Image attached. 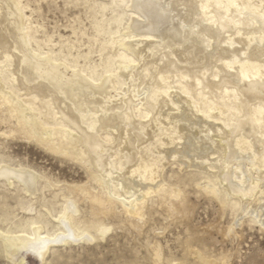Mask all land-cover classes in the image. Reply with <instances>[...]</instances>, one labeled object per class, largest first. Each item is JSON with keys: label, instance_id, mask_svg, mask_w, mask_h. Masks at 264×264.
I'll return each instance as SVG.
<instances>
[{"label": "bare ground", "instance_id": "bare-ground-1", "mask_svg": "<svg viewBox=\"0 0 264 264\" xmlns=\"http://www.w3.org/2000/svg\"><path fill=\"white\" fill-rule=\"evenodd\" d=\"M43 1L0 0V256L60 264L120 231L118 264H230L190 196L232 217L223 238L264 230V0H62L67 35Z\"/></svg>", "mask_w": 264, "mask_h": 264}, {"label": "rangeland", "instance_id": "rangeland-1", "mask_svg": "<svg viewBox=\"0 0 264 264\" xmlns=\"http://www.w3.org/2000/svg\"><path fill=\"white\" fill-rule=\"evenodd\" d=\"M34 1L32 0V2ZM42 7L44 13L43 24L45 28H47L48 31H52L55 24H57L58 27H61L59 28L61 34L66 35L69 34V30H66L63 26L71 23L73 18L79 15V11L82 10V8H74L73 6L65 8L62 0L43 1ZM82 17L84 18L83 15ZM85 24H87V22H85ZM10 147L9 152L11 154L17 155L39 167H45V169L51 171L61 179L67 181L85 179L83 171L76 170L70 163L60 164L58 158L48 155L33 143L14 139L10 141ZM190 197L193 198V201L196 203L193 225L201 226L202 228H215V238L218 242L213 250L216 251V253L222 252L224 255L231 253L230 264H264V230L258 225L251 224L249 221L245 220V223L239 229L241 233L240 238L233 241L223 238L221 232L227 227L228 223L231 222L232 217L226 215L221 218L217 204L208 199H204L203 197L196 199L193 195ZM172 230L175 231V227H173ZM172 238V234H167V239ZM164 241L165 240H163V242ZM124 242L125 239L121 236V232L118 231L117 234L114 232L106 242H103L98 248L95 246H87L84 248L61 250L60 253L66 260L62 259L59 263L103 264L102 260H105L106 264L122 263V260L118 262L115 261V259L117 255H121V250L124 251V253H128V249L125 250V248L122 247ZM67 257H71V259L67 260ZM26 261L27 264H37L36 259L31 256H27ZM0 264H6V260L1 256Z\"/></svg>", "mask_w": 264, "mask_h": 264}]
</instances>
